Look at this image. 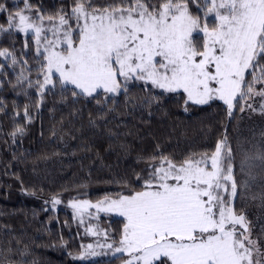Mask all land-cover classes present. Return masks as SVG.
I'll return each mask as SVG.
<instances>
[{
    "label": "snow or ice",
    "instance_id": "snow-or-ice-1",
    "mask_svg": "<svg viewBox=\"0 0 264 264\" xmlns=\"http://www.w3.org/2000/svg\"><path fill=\"white\" fill-rule=\"evenodd\" d=\"M0 13L8 24L0 31L32 33L41 95L59 86L74 97L116 96L139 81L183 95L185 106L222 101L229 117L240 100L264 101V0H71L47 16L24 0L14 13L0 3ZM0 57L21 65L18 84L32 85L27 60L6 48ZM257 158L264 161V153ZM233 160L226 137L210 154L178 161L161 154L150 158L146 177H136L142 190L72 207L78 216L92 208L124 218L115 249L127 253L124 264H264L236 204L248 182L238 184Z\"/></svg>",
    "mask_w": 264,
    "mask_h": 264
},
{
    "label": "trees",
    "instance_id": "trees-1",
    "mask_svg": "<svg viewBox=\"0 0 264 264\" xmlns=\"http://www.w3.org/2000/svg\"><path fill=\"white\" fill-rule=\"evenodd\" d=\"M29 2L47 16L71 0ZM0 3L12 13L24 9V0ZM0 25L8 27L7 13H0ZM5 48L33 70L31 86L18 84L21 65L0 57V264H123L124 253L79 259L93 236L89 225L75 218L70 203L142 190L136 177L147 176L150 158L163 154L178 161L190 153L210 154L225 137L238 184L248 182L247 189H238L237 207L264 248V161L257 158L264 153L261 97L240 100L229 117L222 101L185 106L183 95L162 93L139 81L116 96L74 97L59 86L41 95L33 35L0 31V51ZM245 154L249 159L240 172ZM54 200L60 203L54 205ZM92 217L91 224L105 233L113 245L109 251H114L124 218L110 213Z\"/></svg>",
    "mask_w": 264,
    "mask_h": 264
},
{
    "label": "rangeland",
    "instance_id": "rangeland-1",
    "mask_svg": "<svg viewBox=\"0 0 264 264\" xmlns=\"http://www.w3.org/2000/svg\"><path fill=\"white\" fill-rule=\"evenodd\" d=\"M45 26L47 27V24ZM28 34H32V33L29 32ZM130 84H132V83H130ZM221 140H223V139H221ZM83 201H89L92 204H95V203L98 202V201H91V200L83 199V200H75V201H72L70 203L71 208L73 210V213L75 215V218L78 221H80V222L83 221V222H81L82 224H86V226L89 225V234L93 236L92 242L90 241V242H88L86 244V246H85L86 247L85 252L80 255L79 259H81V260L98 259V258H104V257L114 256L113 253L114 254L115 253L116 254L121 253V252H116L115 250L110 252L109 250H111V248H109L108 245L111 244V242L106 237L105 233L104 234L99 233L101 230H99L96 226H94L95 224H91V220L94 219V217H92V216L99 215V214H103L105 212H97L96 209L90 208L86 212H84L82 216H78L77 215L76 209H74L72 207V204H73V202H83ZM100 201H102V200H100ZM110 214H113L115 216H119V215H117L115 213H110ZM93 232H96L97 234L96 235H93L92 234ZM88 245H92V248L91 249H88L87 248ZM106 248L108 249L109 252H107L105 250ZM260 251H261V253H264V248L261 245H260ZM92 253H94V254H92ZM109 253L111 255H109ZM124 254L127 255V253H124ZM253 256H254V259L261 258L259 256V254L255 253V252L253 253ZM127 259H128V256H127Z\"/></svg>",
    "mask_w": 264,
    "mask_h": 264
}]
</instances>
